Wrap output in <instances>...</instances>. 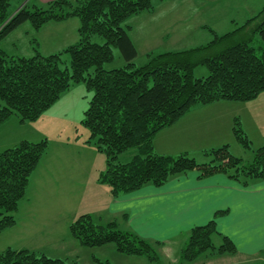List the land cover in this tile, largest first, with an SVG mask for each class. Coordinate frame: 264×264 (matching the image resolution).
Wrapping results in <instances>:
<instances>
[{
  "label": "trees",
  "instance_id": "obj_1",
  "mask_svg": "<svg viewBox=\"0 0 264 264\" xmlns=\"http://www.w3.org/2000/svg\"><path fill=\"white\" fill-rule=\"evenodd\" d=\"M17 1L0 0V45L24 24L36 32L48 23L70 18L79 21L78 41L60 52L42 55L34 40L33 55L29 57L8 56L0 47V125L12 117L21 124L37 121L62 93L82 83L91 97L81 124L89 132L88 143L105 156V170L97 182L108 187L113 198L147 185L161 187L171 178L190 172H196L199 179L224 175L242 186L264 180V147L246 165L231 155L227 145L204 151L208 159L204 163H197L187 154L173 157L153 151L154 137L194 107L221 101L246 103L264 92V6L230 33L217 36L210 30L213 39L206 45L149 54L143 65L136 66L137 52L125 21L152 12L154 2L167 0H54L11 11ZM240 31L259 36L263 43L260 54L250 41L231 43ZM94 36L103 43H94ZM113 48L119 51L125 65L106 70L104 66L113 61ZM198 66L207 69L206 77H193ZM232 131L235 140L249 149L237 123ZM129 150L136 154L127 163L119 162L118 157ZM46 151L47 142L41 140L23 141L0 152V233L15 225L13 214ZM68 232L81 246L112 244L122 255L159 263L151 242L134 232L120 230L115 221L102 224L84 214L69 225ZM214 234V221L191 229L180 250V263H193L203 255L236 254L235 246L226 237H222L219 247H214ZM0 264L78 263L7 248L0 253Z\"/></svg>",
  "mask_w": 264,
  "mask_h": 264
},
{
  "label": "rangeland",
  "instance_id": "obj_2",
  "mask_svg": "<svg viewBox=\"0 0 264 264\" xmlns=\"http://www.w3.org/2000/svg\"><path fill=\"white\" fill-rule=\"evenodd\" d=\"M196 1L194 3V0H173V3H165L173 5L156 6L153 16L146 15L143 18V20L148 19L146 23L150 22L149 25L141 31L138 28L135 29L136 31L133 34L135 43L138 45L140 34L148 33L149 36H155L152 41L154 45L151 46L153 55L166 53L168 50L181 52L185 50L184 47H189L194 41H197L196 43L201 41L200 36L203 33L197 30L199 23H208V25L214 26L219 33L227 34L243 25L246 20L245 17L256 15L264 6V0H214V4L207 5L200 13L197 7L199 0ZM20 5L21 0H18L13 4L11 11H14ZM255 6L256 10H254ZM171 9L174 10L170 12ZM141 16L143 14L138 17H129L124 25L127 26L128 22L137 23L141 20ZM177 17L185 22H177ZM231 20L236 21L237 24L229 27ZM164 22H176L174 25L171 24L169 39L163 38L166 31L163 30ZM58 31H54L52 34L47 31V34L52 37ZM35 37L37 38L36 33L30 29L28 24H24L4 38L0 47L8 56L29 57L33 55L32 48L35 45L33 42L36 39ZM45 41L48 46L45 49L42 48V51L44 54L51 53L50 51H53L49 46L51 40L48 38ZM92 41L97 44L103 43V40L97 36H94ZM241 41H250V45L256 49V53L260 54L263 43L258 35L251 37L249 32L240 31L233 37L231 43ZM137 47L138 55L134 63L136 66H141L146 62L147 56L145 53L147 50L146 47ZM112 52L113 61L104 66L106 70L118 69L125 65L119 51L113 48ZM207 75L208 71L203 66H198L193 71L195 79L204 78ZM90 97L91 94L82 83L74 84L69 90L62 93L58 101L37 121L21 124L16 117H12L0 125V152L8 149V147L17 146L23 141L37 143L45 140L47 142V154L54 152L55 146L59 149L64 147L66 152L63 151L62 158L81 161L86 159L87 156H85L80 146H91L89 147L91 153L89 156L90 164L81 168H74L70 175L67 172L64 175L56 173L54 175V173H50L49 169H42V167L38 169L36 174H40L44 178L40 181V185L43 184V187L41 189L37 188V192L28 194V197L25 195L20 204L22 206L23 201L29 198V209L38 212L45 211V215L41 212L40 221L33 218L31 224L32 227L38 230L48 225L49 231L45 227L43 230L38 231L36 235L34 232L31 233L29 239L20 238L22 237L21 232L15 229L23 224L22 220L29 219L30 221L32 216H28L27 212L24 211L18 214L15 212L13 216L17 225L0 233V253L7 248L20 249L21 247H27L31 251L47 255L49 258L64 259L66 257L68 260H75L78 264H150L146 258L131 257L118 253L112 244L93 248L81 246L69 235V225L84 214L91 215L102 224L113 221L105 210V205L108 202L106 192H109V190L97 182L99 175L105 170V156L97 152L92 147L93 144L88 143L89 132L81 124ZM216 104L217 108L215 110L225 114L228 126L231 127V133H226L228 136L225 140L229 152L235 158L241 159L243 164L251 163L258 149L264 147V92L257 99L250 102L221 101ZM211 108L210 110L214 109V107ZM235 123L238 124L246 137L249 149L244 148L235 140L232 131ZM199 145H202V143L194 144L195 147H202ZM203 153L204 151L200 154L187 155L197 163H204L208 159L205 158ZM135 154V150H129L120 155L118 161L127 163ZM52 155L51 153L47 158ZM57 157L61 158L60 155H57ZM43 160L46 159H42L40 165L44 164L42 163ZM34 178L32 177L30 181L32 182ZM256 182L249 181V184ZM49 185H52V191L57 195V211H53L54 207H52L55 197L53 195L45 196V189ZM48 208L51 210L49 211ZM116 222L120 230L128 231L123 223L119 220ZM181 236L169 240V246L164 248L162 245H154L157 240H148L153 244L158 254V264H180L179 250L186 240H183ZM211 243L214 247H219L222 244V234H214ZM183 264H264V253L254 257L239 254L234 257L230 255L222 257L203 255L193 263Z\"/></svg>",
  "mask_w": 264,
  "mask_h": 264
},
{
  "label": "crops",
  "instance_id": "obj_3",
  "mask_svg": "<svg viewBox=\"0 0 264 264\" xmlns=\"http://www.w3.org/2000/svg\"><path fill=\"white\" fill-rule=\"evenodd\" d=\"M51 1L54 0H21L20 7L29 4L41 5ZM196 2L194 0V3ZM165 3H173V0L155 2L154 8L158 5H173ZM212 3L214 4L215 1L199 0L197 3L198 10L201 13L203 12L201 10L209 4L212 5ZM173 10L171 9L170 12ZM254 10H256V6ZM142 14L141 20L137 23L132 24L128 22V36L136 49L137 55V46H140L146 47L147 51L145 54L147 56L152 54L151 46L154 45L152 41L155 36L152 37L148 33H142L140 34V41L137 45L133 34L136 28L141 31L149 25L150 22L146 23L148 19L143 20V18L146 15L149 17L153 16L155 10L133 17H138ZM251 16L245 17L246 20L244 23L255 15ZM177 22L184 23L185 21L178 18ZM230 22L231 25L229 27L237 24L234 20ZM175 23L164 22L163 30H166L164 32V39H169L171 24L174 25ZM78 28L79 21L75 18L44 25L41 29L34 32L37 36V38L35 37L37 51L42 55H49L60 52L77 43ZM197 30L203 33L200 36L201 41L199 43L194 41L189 47H184L185 50L197 48L209 43L213 39L210 30L217 36L224 35L223 33H219L214 26L203 22L197 25ZM47 31L49 34H52L54 31L58 32H56L55 36L50 37L51 35H48ZM39 36L41 37L38 38ZM48 38L51 40L49 46L53 51L44 54L42 48H47L48 44H45V40ZM168 52L173 51L168 50ZM216 105L214 103L208 106H196L183 115L171 127L160 131L153 140L154 153L174 157L180 154H200L205 150L217 149L224 146L226 144V137L228 136L226 133H231V127L228 126L225 114L219 110H215L217 108ZM211 107H214V109L210 110L212 109ZM196 143H202V145H199L202 147H195L194 144ZM80 147L83 149L85 156H87L86 159L81 161L72 160V158H62L64 155L63 151L66 152L64 147L59 149L55 146L54 152H50L49 154L46 151L44 155L46 158H43L44 156L41 158V160H46H43L44 162L42 163L44 164H41L43 166L40 165V160L36 169L31 174L25 195L28 197V194L37 192L38 189L43 187V184L42 186L40 185V181L44 178L40 174H36L41 167L42 169H49L50 173H54V175L55 173L64 175L66 172L70 175L74 168L88 166L90 164L89 156L91 155L89 147L91 146ZM51 153L53 155L47 158ZM57 155H60L61 158H58ZM32 177L35 178L31 182L30 179ZM45 194V196L53 195L55 197L52 207H54L53 211H57V195L52 191V185H49L45 189ZM106 195L108 202L105 205V210L107 215L112 217L111 220L115 222L119 220L127 227L128 231L134 232L146 240H157L155 243H159V246L162 245L163 248L169 246V240H173L180 235H182L183 240L186 239V242L187 235H189L191 229L205 226L209 222L214 221L216 234H222V237L228 238L236 248V254L230 256L234 257L239 254L254 257L264 253V180L242 186L240 183L228 179L224 175L219 174L199 179L196 172H190L171 178L165 185L158 188L147 185L136 192L117 198H113L109 190V192H106ZM21 201L18 203L16 214L24 211L27 212L28 216H32V218L30 221L29 219L22 220L23 224H20V227L18 226L15 229L21 232L20 235L22 237L20 238H24V240L25 238L29 239L31 233L34 232L36 235L38 231L43 230L45 227L49 231L48 225L38 230L32 227L31 224L34 219L40 221V216L42 213L45 215V211H41V213L37 210L32 211L31 208L29 209V198L23 201L22 206L20 204ZM48 210L50 211L51 209L48 208ZM16 225L17 223H15ZM44 231L47 232L46 229ZM185 242L182 243V247ZM24 248H26L25 250H29L27 247L14 250H23Z\"/></svg>",
  "mask_w": 264,
  "mask_h": 264
}]
</instances>
